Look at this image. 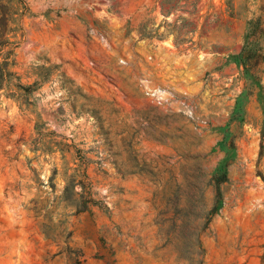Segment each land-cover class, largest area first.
<instances>
[{
    "label": "rangeland",
    "instance_id": "rangeland-1",
    "mask_svg": "<svg viewBox=\"0 0 264 264\" xmlns=\"http://www.w3.org/2000/svg\"><path fill=\"white\" fill-rule=\"evenodd\" d=\"M0 264H264V0H0Z\"/></svg>",
    "mask_w": 264,
    "mask_h": 264
},
{
    "label": "trees",
    "instance_id": "trees-1",
    "mask_svg": "<svg viewBox=\"0 0 264 264\" xmlns=\"http://www.w3.org/2000/svg\"><path fill=\"white\" fill-rule=\"evenodd\" d=\"M257 24H258V21H253L251 23L250 33H248V35L246 36V41L253 39L254 36L257 35L256 30H255ZM260 57L261 56L259 54L254 52L251 48H248L247 45H245L241 50V53L239 55V60L241 61V63L244 64V66L247 67L248 64H253L254 61L256 59H260ZM217 199L219 200V195L217 196Z\"/></svg>",
    "mask_w": 264,
    "mask_h": 264
}]
</instances>
